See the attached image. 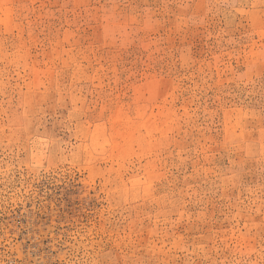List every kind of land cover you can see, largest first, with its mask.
Masks as SVG:
<instances>
[{
	"label": "rangeland",
	"instance_id": "rangeland-1",
	"mask_svg": "<svg viewBox=\"0 0 264 264\" xmlns=\"http://www.w3.org/2000/svg\"><path fill=\"white\" fill-rule=\"evenodd\" d=\"M0 264H264V0H0Z\"/></svg>",
	"mask_w": 264,
	"mask_h": 264
}]
</instances>
